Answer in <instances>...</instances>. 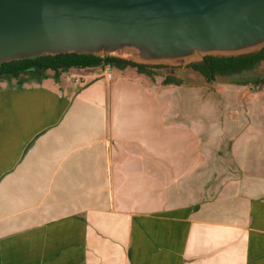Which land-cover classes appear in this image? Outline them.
<instances>
[{
  "label": "crops",
  "instance_id": "obj_1",
  "mask_svg": "<svg viewBox=\"0 0 264 264\" xmlns=\"http://www.w3.org/2000/svg\"><path fill=\"white\" fill-rule=\"evenodd\" d=\"M106 69L0 81V264H264V80Z\"/></svg>",
  "mask_w": 264,
  "mask_h": 264
},
{
  "label": "water",
  "instance_id": "obj_2",
  "mask_svg": "<svg viewBox=\"0 0 264 264\" xmlns=\"http://www.w3.org/2000/svg\"><path fill=\"white\" fill-rule=\"evenodd\" d=\"M264 48V0H0V66L62 53L190 63Z\"/></svg>",
  "mask_w": 264,
  "mask_h": 264
},
{
  "label": "trees",
  "instance_id": "obj_3",
  "mask_svg": "<svg viewBox=\"0 0 264 264\" xmlns=\"http://www.w3.org/2000/svg\"><path fill=\"white\" fill-rule=\"evenodd\" d=\"M263 62L264 48L256 52L238 56L225 57L208 55L201 61L189 63L188 66L195 72L202 75L206 81L212 82L218 76L229 77L251 71ZM108 64L119 69L132 67L139 73L147 74L149 76L156 75L157 70L163 67L161 64H145L113 56L62 53L3 63L0 66V81L8 78H18L19 83H22L21 76H43L47 70H52L54 72V77L57 79L61 73L67 72L71 69H85ZM163 83L165 85H181L183 82L176 76L167 75L165 76Z\"/></svg>",
  "mask_w": 264,
  "mask_h": 264
},
{
  "label": "rangeland",
  "instance_id": "obj_4",
  "mask_svg": "<svg viewBox=\"0 0 264 264\" xmlns=\"http://www.w3.org/2000/svg\"><path fill=\"white\" fill-rule=\"evenodd\" d=\"M188 61H177L169 64H161L163 67L157 70L160 76L173 75L182 80V84L195 85L198 88V102L202 100H211L220 102L222 100L221 89L239 84L253 85L260 80H264V62L251 71L234 76H218L214 81L208 82L199 73L192 70ZM209 98V99H208ZM198 112H201L198 110Z\"/></svg>",
  "mask_w": 264,
  "mask_h": 264
},
{
  "label": "built area",
  "instance_id": "obj_5",
  "mask_svg": "<svg viewBox=\"0 0 264 264\" xmlns=\"http://www.w3.org/2000/svg\"><path fill=\"white\" fill-rule=\"evenodd\" d=\"M106 77H108V78H111V76H112V73H111V69H112V66L111 65H106Z\"/></svg>",
  "mask_w": 264,
  "mask_h": 264
}]
</instances>
